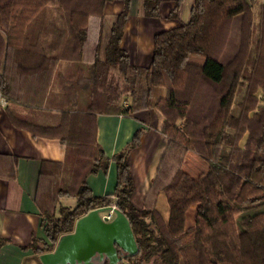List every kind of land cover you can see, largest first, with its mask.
<instances>
[{
    "label": "trees",
    "instance_id": "1",
    "mask_svg": "<svg viewBox=\"0 0 264 264\" xmlns=\"http://www.w3.org/2000/svg\"><path fill=\"white\" fill-rule=\"evenodd\" d=\"M109 1L0 0L5 113L14 127L55 137L65 147L62 162L45 160L39 167L34 198L44 239L34 251L50 252L78 217L113 203L137 247L116 264H264V0H192L186 22L153 35L145 67L131 65L120 47L129 0H120L99 56ZM159 2L141 0L144 16L156 17ZM38 20L47 21L45 28L32 36ZM156 86L165 94L152 102ZM151 106L164 118L160 133L167 144L141 208L130 202L126 160L139 131L110 157L113 191L92 194L86 177L104 171L109 160L95 139L96 114L130 115ZM40 111L53 112L54 122H37ZM186 152L206 164L201 177L181 167ZM13 162L2 177H14ZM159 192L168 205L166 222L154 207ZM63 196L74 205H58ZM192 205L194 222L185 227Z\"/></svg>",
    "mask_w": 264,
    "mask_h": 264
},
{
    "label": "crops",
    "instance_id": "2",
    "mask_svg": "<svg viewBox=\"0 0 264 264\" xmlns=\"http://www.w3.org/2000/svg\"><path fill=\"white\" fill-rule=\"evenodd\" d=\"M191 1L180 0L177 12L170 16L174 0H160L158 15L147 17L142 12L141 0H129L120 47L125 51L131 65L145 67L149 64L153 35L186 22ZM121 8L120 0H111L104 5L99 31V43L103 46L114 16ZM101 49L98 50L99 56ZM91 54L92 49L87 45L84 49L86 63L91 61ZM188 60L198 65L203 63V59L198 56H190ZM59 68L63 69L62 65ZM164 94L163 87H154L152 102ZM122 105L125 106L126 102L122 101ZM5 106L6 100L0 95V264H42L38 257L41 253L34 251V246H38L44 239L39 209L34 198L36 180L41 162L45 160L62 162L65 147L55 137L32 136L29 131L14 127L5 113ZM55 116L53 112L40 111L35 117L39 123L51 124ZM163 120L162 114L153 106L136 110L130 115L96 114L95 139L109 160L104 171L99 169L86 177L92 194L100 196L113 191L116 166L110 157L122 150L134 133L139 131L138 143L129 149L126 160L133 187L130 202L136 209L141 208L144 195L167 144V139L160 133ZM240 143H243V138ZM188 153H184L182 164L187 158L192 159ZM12 162L14 177L10 179L2 177L9 173ZM194 172H202V167L200 165L195 167ZM202 175L191 176L199 178ZM154 207L166 222L168 205L162 192L156 195ZM194 211V205L185 211V227L193 224Z\"/></svg>",
    "mask_w": 264,
    "mask_h": 264
},
{
    "label": "water",
    "instance_id": "3",
    "mask_svg": "<svg viewBox=\"0 0 264 264\" xmlns=\"http://www.w3.org/2000/svg\"><path fill=\"white\" fill-rule=\"evenodd\" d=\"M109 207L93 208L78 217L72 231L60 235L50 252L39 254L42 264H92L106 260V264H116L120 259L133 256L137 247L125 216L113 208L109 221L100 213Z\"/></svg>",
    "mask_w": 264,
    "mask_h": 264
},
{
    "label": "rangeland",
    "instance_id": "4",
    "mask_svg": "<svg viewBox=\"0 0 264 264\" xmlns=\"http://www.w3.org/2000/svg\"><path fill=\"white\" fill-rule=\"evenodd\" d=\"M60 3V0H55V4L56 5H58ZM45 22H47V21H44V20H38V21H36L35 23H34V26H33V28H34V33H33V35L32 36H34V34H35V32L37 31V32H39V31H43L44 30V28H45ZM102 38V37H101ZM99 46H100V49L101 48H103L102 46V43L101 44H99ZM100 57H101V53H100ZM73 71V68H72V65H71V67H67L66 68V66H65V72L66 73H70V72H72ZM189 154V156H191V160H190V158L188 159H186L184 162H183V164H182V167H183V169L185 170V171H187L190 175H202V174H204L205 173V170H206V164L199 158V157H197L196 155H194L193 153H191V152H189L188 153ZM191 162H193L192 164V166H191ZM201 166L202 167V172H197V173H195L194 172V170H195V167H197V166ZM58 204L59 205H62V206H64V205H70V206H72L73 205V198H71V197H62L60 200H59V202H58Z\"/></svg>",
    "mask_w": 264,
    "mask_h": 264
},
{
    "label": "built area",
    "instance_id": "5",
    "mask_svg": "<svg viewBox=\"0 0 264 264\" xmlns=\"http://www.w3.org/2000/svg\"><path fill=\"white\" fill-rule=\"evenodd\" d=\"M109 208L103 212L100 213V217L104 219L105 221H109L113 216V208H115L114 204L111 203Z\"/></svg>",
    "mask_w": 264,
    "mask_h": 264
},
{
    "label": "flooded vegetation",
    "instance_id": "6",
    "mask_svg": "<svg viewBox=\"0 0 264 264\" xmlns=\"http://www.w3.org/2000/svg\"><path fill=\"white\" fill-rule=\"evenodd\" d=\"M91 262H92V264H97L98 263V261L96 260V258H92L91 259Z\"/></svg>",
    "mask_w": 264,
    "mask_h": 264
}]
</instances>
